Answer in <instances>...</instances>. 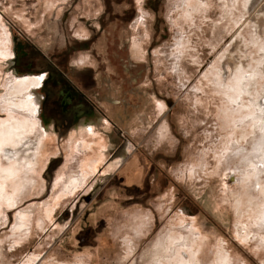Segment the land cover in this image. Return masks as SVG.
Here are the masks:
<instances>
[{
	"label": "rangeland",
	"instance_id": "374dc122",
	"mask_svg": "<svg viewBox=\"0 0 264 264\" xmlns=\"http://www.w3.org/2000/svg\"><path fill=\"white\" fill-rule=\"evenodd\" d=\"M148 1L110 20L101 0H0V123L31 141L0 150L20 170L0 185V264H264V0ZM5 24L32 74L7 72ZM47 66L93 126L44 133Z\"/></svg>",
	"mask_w": 264,
	"mask_h": 264
},
{
	"label": "flooded vegetation",
	"instance_id": "af4514ba",
	"mask_svg": "<svg viewBox=\"0 0 264 264\" xmlns=\"http://www.w3.org/2000/svg\"><path fill=\"white\" fill-rule=\"evenodd\" d=\"M101 1L104 6L102 16L108 15L107 17L110 20L113 19L110 17L112 13L108 12V8H112L114 3L121 4L118 6L122 10L120 19L128 20L132 15V0ZM123 4L127 5V7L124 8ZM101 28L100 25L99 34L103 32ZM6 29L11 39L12 49V56L7 59V72L18 77L32 74L27 65V58L30 55L28 47L30 48V46L21 38L20 33L12 30V27L6 25ZM94 31L92 29L91 35L85 38L84 41L99 35ZM40 71L36 73V75L38 74L42 77L40 84L32 87V91L38 102L35 112L36 117L40 126L46 132L66 136L70 131L78 130L81 126H93L99 120L98 110L94 108L92 101L79 88L76 82L70 81L64 68L47 66Z\"/></svg>",
	"mask_w": 264,
	"mask_h": 264
},
{
	"label": "bare ground",
	"instance_id": "6f19581e",
	"mask_svg": "<svg viewBox=\"0 0 264 264\" xmlns=\"http://www.w3.org/2000/svg\"><path fill=\"white\" fill-rule=\"evenodd\" d=\"M18 92V91H17ZM17 92H13V93H17ZM6 101V100H5ZM10 101V100H9ZM12 101V100H11ZM10 101V103L11 104H13L14 105V101L13 102H11ZM16 102V101H15ZM19 102H20V100H19ZM27 103H29V102H27ZM261 111H262V107L260 106V104L258 103V102H256V104H255ZM15 106V105H14ZM28 106V105H27ZM258 120L261 122L260 123V126H261V129H263V131H264V121H262V117L260 116V118H259V116H258ZM264 120V119H263ZM10 124L8 123L7 124V122L5 123L4 121L3 122H1L0 123V150H2L5 154H9V155H11L12 157L18 152V149H16L17 147H15V145L17 146V145H24L25 143L29 146V145H31V141L30 140H27V139H29V138H26L25 136H21L20 134H15L14 133V131L13 132H11L12 130H6L5 128H8V126H9ZM13 127V126H12ZM10 132V133H9ZM22 133H24L25 134V131L23 132V130H22ZM5 134V135H4ZM6 134H9L10 136H11V138L9 137V136H6ZM18 137V138H17ZM76 137V136H75ZM15 138H17V139H15ZM73 139V138H72ZM37 140V139H36ZM35 140V141H36ZM16 141V143H14ZM19 141V142H18ZM17 143H20V144H17ZM38 143L39 144H43L42 143V141H41V139L39 138L38 139ZM33 144H34V142H33ZM4 145H7V147H9V148H5L4 149ZM14 147V148H13ZM32 147V146H31ZM27 148V147H26ZM34 148V147H33ZM34 151H36V150H34ZM43 152V151H42ZM17 154H19V152L17 153ZM32 156V155H31ZM10 157V156H9ZM35 157V156H34ZM30 158V157H29ZM263 158V157H262ZM40 159L39 158H36L34 161H32V162H30V164H28V166L30 167L29 168V170H31V171H35V163H37L38 161H39ZM259 161H260V159H259ZM1 165V164H0ZM16 165L17 166H19V164L17 163V164H11V166H8L7 168H0V180H1V188H2V184L5 182L6 183V181L9 179V178H11V179H13V177H18V172L20 171V170H18V167H16ZM21 166V165H20ZM42 167V166H41ZM256 170L258 169V168H255ZM254 169V170H255ZM37 172V171H36ZM257 172H258V170H257ZM19 178V177H18ZM77 180L79 181V179H76V182H77ZM73 181H75V180H73ZM72 185H74V184H71V185H69L68 186V188L69 187H71ZM6 189V188H5ZM2 197V196H1ZM263 205V204H262ZM260 218H264V209L263 210H261V214H260ZM194 255V254H193ZM221 260H223V262L221 263V264H228V258H227V256H223V257H221ZM198 261V260H197ZM185 264H193V262L192 261H188L187 263H185Z\"/></svg>",
	"mask_w": 264,
	"mask_h": 264
},
{
	"label": "crops",
	"instance_id": "0c3cea01",
	"mask_svg": "<svg viewBox=\"0 0 264 264\" xmlns=\"http://www.w3.org/2000/svg\"><path fill=\"white\" fill-rule=\"evenodd\" d=\"M89 129H90V128H89ZM86 130H87V129H86ZM80 131H82V129L76 131V133H77V132H80ZM45 132H46V131H44V133H45ZM46 133H49V132H46ZM71 133H74V132L70 131V132L68 133V136H70ZM96 137H97V136H96ZM93 139H95V138H93ZM93 139H92L91 142H88L87 147H89V145H92V144H93L92 147L95 145V142H96V141L93 140ZM70 140H71V138L69 139V144L71 143ZM88 141H90V140H88ZM92 142H93V143H92ZM83 146H85V144H83ZM92 147L89 148L90 150L88 149V150L90 151V153H92V151H91ZM104 147H105V146H104ZM88 167H89L88 169H89L90 172H94V171H95V169L92 168L91 164H90ZM99 170H100V169L96 170V172H99ZM82 174H84V173H82ZM84 175H85V174H84ZM84 178H85V176H83V178H81V179H84Z\"/></svg>",
	"mask_w": 264,
	"mask_h": 264
},
{
	"label": "trees",
	"instance_id": "16d2710c",
	"mask_svg": "<svg viewBox=\"0 0 264 264\" xmlns=\"http://www.w3.org/2000/svg\"><path fill=\"white\" fill-rule=\"evenodd\" d=\"M148 2H149V4H150V5H152V4H151V3H152V1H151V0H149Z\"/></svg>",
	"mask_w": 264,
	"mask_h": 264
}]
</instances>
